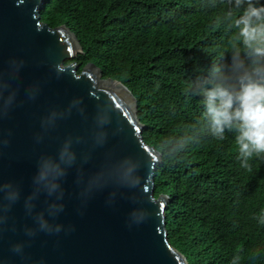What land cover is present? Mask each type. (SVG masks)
I'll use <instances>...</instances> for the list:
<instances>
[{"label": "water", "instance_id": "95a60500", "mask_svg": "<svg viewBox=\"0 0 264 264\" xmlns=\"http://www.w3.org/2000/svg\"><path fill=\"white\" fill-rule=\"evenodd\" d=\"M44 4L0 0V264H188L136 99L94 64H65L82 48L41 21Z\"/></svg>", "mask_w": 264, "mask_h": 264}, {"label": "trees", "instance_id": "16d2710c", "mask_svg": "<svg viewBox=\"0 0 264 264\" xmlns=\"http://www.w3.org/2000/svg\"><path fill=\"white\" fill-rule=\"evenodd\" d=\"M239 14L235 0H45L40 13L77 37L82 54L66 65L94 64L136 99L161 154L168 241L188 264H264V155L244 157L235 130L215 138L196 94L230 63Z\"/></svg>", "mask_w": 264, "mask_h": 264}, {"label": "clouds", "instance_id": "9594fccd", "mask_svg": "<svg viewBox=\"0 0 264 264\" xmlns=\"http://www.w3.org/2000/svg\"><path fill=\"white\" fill-rule=\"evenodd\" d=\"M235 7L240 14L234 21L237 43L230 63L214 65L209 81L196 94L202 97L214 137L223 140L226 132L235 130L240 152L247 158L264 155V0H235ZM72 159L67 156V162ZM56 173L57 168L50 167L40 176L55 178ZM164 197L169 204L170 198ZM259 223L264 225V219Z\"/></svg>", "mask_w": 264, "mask_h": 264}]
</instances>
